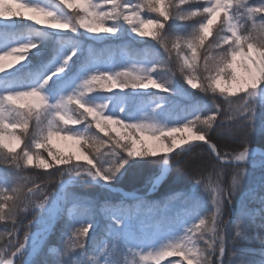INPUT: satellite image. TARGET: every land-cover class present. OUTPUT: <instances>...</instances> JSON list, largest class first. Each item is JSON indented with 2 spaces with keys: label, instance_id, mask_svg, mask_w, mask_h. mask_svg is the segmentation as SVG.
Segmentation results:
<instances>
[{
  "label": "rangeland",
  "instance_id": "obj_1",
  "mask_svg": "<svg viewBox=\"0 0 264 264\" xmlns=\"http://www.w3.org/2000/svg\"><path fill=\"white\" fill-rule=\"evenodd\" d=\"M241 1L245 16V9L252 11L250 0ZM253 2L264 12V0ZM234 5V0H0V165L11 152L21 153L26 166L70 169L35 206L42 228L30 234L41 230L40 239L20 255L19 264H33L54 218L79 215L86 217L77 220L81 226L65 231L59 248H48L54 264H238L235 256L246 261L257 250L264 257V155L234 162L242 152L264 148L220 155L192 124L197 106L188 111L196 90L205 93L196 45L211 37L215 47L227 50L212 52L217 62L210 66L211 90L224 97L244 93L247 111L264 102V49L241 39ZM204 141L213 144L218 158ZM195 147L229 165L222 172L225 181L195 188L202 204L136 201L132 207L126 202L105 208L93 197L98 187L110 190L106 184L121 188L113 191L122 197L129 193L106 174L120 157L162 158L149 186L153 193L168 178L174 158ZM169 153L165 177L154 184ZM3 190L0 182V213L6 208ZM74 191L82 192V201L72 203ZM88 236L93 242L87 246Z\"/></svg>",
  "mask_w": 264,
  "mask_h": 264
},
{
  "label": "trees",
  "instance_id": "obj_2",
  "mask_svg": "<svg viewBox=\"0 0 264 264\" xmlns=\"http://www.w3.org/2000/svg\"><path fill=\"white\" fill-rule=\"evenodd\" d=\"M253 1L250 0L247 4V7L252 11L245 9V16H242L240 15L242 1L234 0L233 12L239 19L241 39L264 49V12L257 11L259 3ZM188 3L190 4V2ZM214 39L211 37L206 43L196 45L198 81L201 87H204L205 93L202 96L200 90L195 92L197 99H194L195 101L190 104L188 111H195L194 108L197 106L199 113L196 115L195 112L192 124L216 144L220 155L232 157L245 148L255 146L264 148V102H254L256 103H253L254 111H247L249 105H244V93L224 97L211 90L213 87L209 82L212 80L214 68L211 69L210 66L212 63L214 66L217 62L212 61L214 58L212 52L220 49L224 55L227 53L223 47H215L217 41ZM172 77L173 74L167 81H172ZM251 113H253L252 117H250ZM21 156V153L6 152L4 153V164L0 165V182L4 186L2 201L6 207L0 213V220L5 219L0 222V236L4 237L3 242H0V263L8 260L31 232L42 228L35 222L39 215L35 206L44 198L49 197L58 181L68 176L70 171V169L64 171V168L40 170L26 166ZM121 158L116 159L117 164L113 163V166H116L114 172H106V174L112 182L123 186L125 190L139 194L140 197L135 199L143 206L165 205L172 201H178L179 204L186 206L202 204L204 200L200 201L197 197L199 192L195 188L198 184L207 185L209 182L215 186L219 181H225L222 172L229 168V165L216 160L211 152L202 147H195L191 151L179 155L177 159L174 158L173 169L168 178L159 185L156 191L149 193V186L159 172L162 158L147 156L141 159L129 156L126 159L123 157L121 160ZM183 159H187L189 162L178 163ZM186 167L191 169L188 171ZM73 193V196L69 198L72 203L76 200H83L82 192L74 191ZM115 193L116 191L106 187H98L95 189L93 197L99 198L98 204L105 208H112L125 202L133 203L131 198ZM116 197L122 198L116 199ZM78 204L80 205L81 202ZM85 218L84 215H79L76 218L64 216L59 219L52 233L44 238L39 245L33 264H54L55 258L48 248L58 244L60 247L64 242L62 238L65 231L69 232L77 228L75 224L79 228L81 225L78 222L84 221ZM92 237H86V241L83 243H87V246L90 245L93 242ZM82 240L84 239L82 238ZM257 251L253 257H246V261L242 260L245 256L241 258L240 255H237L239 258L235 256V260L238 264L239 261H242V264H264V257L259 253V250ZM78 254L80 257L81 253L78 252ZM21 258L22 256L16 260V264L20 263ZM70 259L71 256H67L64 260Z\"/></svg>",
  "mask_w": 264,
  "mask_h": 264
},
{
  "label": "water",
  "instance_id": "obj_3",
  "mask_svg": "<svg viewBox=\"0 0 264 264\" xmlns=\"http://www.w3.org/2000/svg\"><path fill=\"white\" fill-rule=\"evenodd\" d=\"M196 142H203V141H197L196 140ZM205 142V144L209 147V149L214 153V155H215V157L216 158H218V156H217V153H216V150H215V148H214V146H213V144L212 143H210V142H207V141H204ZM257 152H260L261 154H263L264 155V152L260 149V148H253V149H249V150H247L246 152H242V153H240L235 159H234V162L235 163H238V162H241L245 157H247V156H250V155H252V154H255V153H257ZM170 158V153L168 154V156H166V158H165V162H164V167H163V170H162V173L160 174V176H158L156 179H155V182H154V184L155 183H157V182H159L160 180H162L164 177H165V173H164V170L165 169H167L168 168V166H169V162H168V159ZM221 161H223V162H228L226 159H220ZM108 187H110L112 190H119V191H123L121 188H116V187H112V186H110V185H108V184H106ZM126 194H128V195H130V193H126ZM58 209H60V207H58ZM56 218H54L53 220H52V223H51V225L48 227V230H49V232H50V230H51V228L53 227V225L55 224V222H56ZM38 232L39 231H36V232H34L32 235H30V237L31 236H36V237H34V239L33 240H30V241H27V239L25 240V242L14 252V254L12 255V257H11V259L6 263V264H14V262H15V260L20 256V254L29 246V244H31L33 241H35V240H37L38 238H37V234H38Z\"/></svg>",
  "mask_w": 264,
  "mask_h": 264
},
{
  "label": "bare ground",
  "instance_id": "obj_4",
  "mask_svg": "<svg viewBox=\"0 0 264 264\" xmlns=\"http://www.w3.org/2000/svg\"><path fill=\"white\" fill-rule=\"evenodd\" d=\"M195 141V140H194ZM168 151V150H167ZM34 237H36L35 235L33 236V237H29L28 239H27V241H30V240H32V238L34 239Z\"/></svg>",
  "mask_w": 264,
  "mask_h": 264
}]
</instances>
